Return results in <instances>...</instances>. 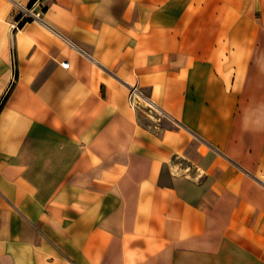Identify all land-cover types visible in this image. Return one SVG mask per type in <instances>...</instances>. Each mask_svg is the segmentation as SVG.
I'll list each match as a JSON object with an SVG mask.
<instances>
[{
	"label": "crops",
	"instance_id": "crops-1",
	"mask_svg": "<svg viewBox=\"0 0 264 264\" xmlns=\"http://www.w3.org/2000/svg\"><path fill=\"white\" fill-rule=\"evenodd\" d=\"M25 4L0 0V264H264V0H44L15 28Z\"/></svg>",
	"mask_w": 264,
	"mask_h": 264
},
{
	"label": "built area",
	"instance_id": "built-area-1",
	"mask_svg": "<svg viewBox=\"0 0 264 264\" xmlns=\"http://www.w3.org/2000/svg\"><path fill=\"white\" fill-rule=\"evenodd\" d=\"M24 6L18 5L19 12L14 23L15 28L24 25L30 20H41L44 14V0H25ZM63 68L68 67V63H62ZM129 98L132 107L144 111L145 114L158 113V107L148 97L144 96L141 92L136 90L134 87L129 88Z\"/></svg>",
	"mask_w": 264,
	"mask_h": 264
},
{
	"label": "rangeland",
	"instance_id": "rangeland-1",
	"mask_svg": "<svg viewBox=\"0 0 264 264\" xmlns=\"http://www.w3.org/2000/svg\"><path fill=\"white\" fill-rule=\"evenodd\" d=\"M155 114H158V113H155ZM155 114H150V118H153ZM148 116V115H147Z\"/></svg>",
	"mask_w": 264,
	"mask_h": 264
},
{
	"label": "trees",
	"instance_id": "trees-1",
	"mask_svg": "<svg viewBox=\"0 0 264 264\" xmlns=\"http://www.w3.org/2000/svg\"><path fill=\"white\" fill-rule=\"evenodd\" d=\"M4 100H5V98H4ZM4 100L2 101V103L4 102ZM2 103L0 104V106L2 105Z\"/></svg>",
	"mask_w": 264,
	"mask_h": 264
}]
</instances>
